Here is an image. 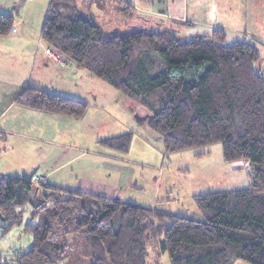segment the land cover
I'll list each match as a JSON object with an SVG mask.
<instances>
[{
    "label": "trees",
    "instance_id": "trees-1",
    "mask_svg": "<svg viewBox=\"0 0 264 264\" xmlns=\"http://www.w3.org/2000/svg\"><path fill=\"white\" fill-rule=\"evenodd\" d=\"M117 3L126 7L119 12L133 16L128 1ZM14 20L0 13V35L12 31ZM42 39L148 111V125L167 153L219 143L226 162L249 163L251 185L194 196L204 216L197 220L0 173L1 226L8 232L24 225L33 238L25 251L0 254V264H59L81 248L90 264H163L165 253L171 264H264V76L254 69L258 48L226 44L221 30L185 42L171 31L107 34L81 14L76 0L50 1ZM15 101L75 118L89 106L31 86ZM130 141L124 135L99 144L127 152Z\"/></svg>",
    "mask_w": 264,
    "mask_h": 264
},
{
    "label": "rangeland",
    "instance_id": "rangeland-1",
    "mask_svg": "<svg viewBox=\"0 0 264 264\" xmlns=\"http://www.w3.org/2000/svg\"><path fill=\"white\" fill-rule=\"evenodd\" d=\"M135 1L140 7L138 11L140 14L144 16L151 14L150 22L147 19L134 17V8L132 17L123 16L122 24L115 26L123 29L124 33L137 30L171 31L179 41L185 42L196 37L211 36L215 30H221L225 33L226 44L247 42L258 48L260 59L254 63V69L264 76V0H165L164 2L166 4L168 2L173 9L171 11L173 18L152 14L162 10L152 8L150 0H147V3L146 0ZM117 5L115 6L113 2V9H106L103 13L114 16L115 8L117 10L126 8L124 3ZM81 7L87 13L88 4L85 3ZM48 8L49 0H0V13L14 14L12 29L18 30L16 34L11 31L0 36L7 40L8 36L14 37L18 33L29 34L31 38L40 39L42 50L47 49V44L42 39V29ZM165 11L169 13L168 10ZM118 17L119 15H115V18ZM112 24L114 23L109 22L107 25L112 27ZM108 26H104L106 33H110L108 31L113 29L109 30ZM8 43L11 41L8 40ZM18 44L15 45V49L20 51L19 57L26 60L28 70V51L34 49L35 44L33 42L30 45H24L23 42ZM57 65L51 71H47L48 75L46 74L43 80L40 78L43 73L39 74L37 68L31 84L34 87L38 80L46 84H59L66 96L84 98L81 101L89 104L83 119L67 116L70 117L68 121H58L55 124L58 126L56 131H63L61 138L63 145L82 148L74 151L78 154L89 151L85 159L81 157L82 159L65 166L63 171L74 173L68 176L70 181L94 178L97 183L107 186L111 192H114L115 185L121 178L122 184L127 183L124 186L117 184L120 187L117 190L121 199L197 220H202L204 216L194 196L250 187L249 163L226 162L221 144L167 153L162 137L153 132L148 125L151 117L148 111L137 105L130 107L132 101L123 93L101 79L91 76L87 71L77 68L75 64L71 63L67 67ZM45 88L50 91V88ZM70 88L87 95L85 94L83 98L70 95L67 93L70 92L68 90ZM126 99L127 104H125ZM137 110L138 116H136ZM124 135H130L131 138L127 152L108 150L97 141V139L107 140ZM96 151L124 159L118 162L125 167V170L121 174L111 168L99 172L90 170L87 164L92 161H102V166L104 162L111 163L107 158L92 156ZM61 175L57 176L62 178ZM37 176L43 179L39 180L37 177L31 180L39 184L47 183L46 177ZM1 224L0 254L7 256L13 250L25 251L30 247L33 238L30 233L24 231V225L12 226L8 232H5ZM68 242L73 244L71 238ZM75 252L71 255V259L67 256L59 264H67L69 261V264H90L89 258L80 254L85 253L82 248L76 249ZM149 252L150 262L154 258V251L149 248ZM161 258L163 264H171L167 253ZM234 264L245 263L239 260Z\"/></svg>",
    "mask_w": 264,
    "mask_h": 264
},
{
    "label": "crops",
    "instance_id": "crops-1",
    "mask_svg": "<svg viewBox=\"0 0 264 264\" xmlns=\"http://www.w3.org/2000/svg\"><path fill=\"white\" fill-rule=\"evenodd\" d=\"M50 1L51 0H49V3ZM117 1L118 0H76V5L85 18L91 20L94 24L103 29L104 32V26H108L107 24H109V22H113L114 24H112V27L108 26L109 30L111 28L113 29L108 31L110 33L107 34H122L124 33V31H122L123 29L115 26L122 24L124 15L116 8L114 10V16L103 13L106 9H113V2L116 6L118 4ZM125 1H128L135 8L134 17L147 19L150 22L151 14L145 16L140 14L138 12L140 11V7L135 0ZM150 1L152 8L155 7L158 8V10H162L152 14L170 16V18H173L171 14L173 9L168 2L166 4V2H164L165 0ZM85 3L88 4V7H86L87 13L84 12L83 7H81L84 6ZM145 3H147V0ZM165 10H168L167 12L169 13H166ZM115 15H119L120 18H115ZM12 32L16 34L18 30L12 29ZM31 37L32 36L29 34L21 35L18 33L17 36H8V38H6L7 40H5V38L0 36V60H2V62H0V173L22 179H32V175L37 174L46 177L48 184L57 187L90 192L109 198L119 197L117 189H120V187L118 185L124 186L127 184H122L121 178L117 183L118 185H115L116 189L114 188V193L111 192L110 188L107 186L97 183L94 178L85 180L79 178L80 180L74 179L70 181L68 176L73 175V171H63L65 166L74 163L76 160L82 159L81 157L85 159L86 153L89 152L82 151V154H78L74 151L82 150V148L74 146L66 147L63 145L61 141V138H63V131H56L55 129L56 127L58 128V126L55 124L58 121H68L70 117L67 118V116L60 114L35 110L15 101L25 88L32 87L31 83L37 68L39 74L43 73V76L40 77L41 80H43L45 79V75H48L47 71H51L57 64L62 67H67L73 63L53 50L50 52L48 46L47 49L42 50V44L39 43L40 39ZM8 40L11 41V43H8ZM20 42H23L24 45H30L32 42L35 44V48H31L28 51V70L26 60L20 58V51L15 49V45H19L18 43ZM37 82L34 88L48 91L49 89L45 88L47 87L50 88L49 92L65 95L59 84H46L43 83L44 81L40 80ZM68 90H70V92L67 93L73 96L83 98L85 94L87 95V93L73 91L74 89L72 88ZM71 98L76 99L77 97ZM83 99L77 98V100ZM127 103L128 100L126 99L125 104ZM133 105L136 107L134 103H132L130 107ZM136 114V116H138V110ZM85 115L86 112L82 117L84 118ZM101 140L97 139V141ZM93 153L94 155L92 156L107 158L111 163L115 164L104 162L102 166V161H92L87 164L90 170L99 172L102 169L111 168L112 170L119 171L118 173L120 174L125 170V167L118 162L124 159H121L119 156L113 154V157L110 153L102 154L101 151ZM58 174H62V178L57 176ZM14 252L17 251L13 250L8 255H12Z\"/></svg>",
    "mask_w": 264,
    "mask_h": 264
},
{
    "label": "built area",
    "instance_id": "built-area-1",
    "mask_svg": "<svg viewBox=\"0 0 264 264\" xmlns=\"http://www.w3.org/2000/svg\"><path fill=\"white\" fill-rule=\"evenodd\" d=\"M49 51L51 52V49H50ZM37 177H38L39 180L43 179L42 177H39V176H37V175H36V176L34 175V176H32V180L37 179ZM39 180H38V181H39Z\"/></svg>",
    "mask_w": 264,
    "mask_h": 264
},
{
    "label": "water",
    "instance_id": "water-1",
    "mask_svg": "<svg viewBox=\"0 0 264 264\" xmlns=\"http://www.w3.org/2000/svg\"><path fill=\"white\" fill-rule=\"evenodd\" d=\"M0 219L2 220V217H1V215H0Z\"/></svg>",
    "mask_w": 264,
    "mask_h": 264
}]
</instances>
